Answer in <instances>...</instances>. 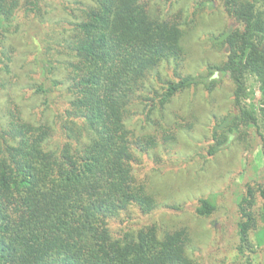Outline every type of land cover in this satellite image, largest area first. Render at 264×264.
Masks as SVG:
<instances>
[{"label":"trees","instance_id":"1","mask_svg":"<svg viewBox=\"0 0 264 264\" xmlns=\"http://www.w3.org/2000/svg\"><path fill=\"white\" fill-rule=\"evenodd\" d=\"M258 1L224 0L240 27L214 38L226 59L192 75L182 72L184 23L160 0H0V72L12 73L6 32L20 15L23 25L44 31L32 94L20 100L18 84L8 80L11 90L0 103V264H203L187 227L115 224L131 220L134 208L148 216L161 205L145 166H135L137 152L167 145L179 124L156 121L147 130L153 111L193 86L214 91L221 73L234 84L239 111L218 122L209 153L244 140L243 129L258 124L245 104L249 74L264 97ZM216 209L214 199L201 198L196 211L210 217ZM239 211L237 258L254 264L252 232L264 245V185H248Z\"/></svg>","mask_w":264,"mask_h":264},{"label":"rangeland","instance_id":"2","mask_svg":"<svg viewBox=\"0 0 264 264\" xmlns=\"http://www.w3.org/2000/svg\"><path fill=\"white\" fill-rule=\"evenodd\" d=\"M55 1L58 4L61 0ZM160 1L169 11L167 15L180 14L184 23L183 44L187 55L183 73L206 74L208 65L226 59V49L215 44L214 38L225 30L240 27V23L226 11L224 0ZM262 4L264 1L259 0L258 6ZM17 23L21 24L20 29ZM23 24L20 15L6 32V49L14 51L15 61L12 73L0 72V80L5 82L0 87V103L6 101L11 90L8 80L18 84L16 96L23 101L32 94L29 87L38 81L35 49L40 47L43 38V33L38 32L44 31L35 29L34 24ZM163 74L170 77L173 70L163 69ZM214 78L220 81L214 91L208 92L202 84L193 86L178 94L162 111H153L147 130L153 131L156 121L167 128L176 122L179 124L175 139L167 145L162 143L146 156L137 152L135 166H145L149 189L161 205L148 216L134 208L132 219L124 223V217L115 227L127 224L140 227L155 221L170 228L187 227L193 238L191 250L203 264H242L237 258L242 219L239 202L248 185H264V97L259 80L249 74L245 104L256 111L258 124L243 129L247 132L244 140L227 142L211 155L209 150L217 143L214 135L218 122L239 111L230 76L218 73ZM201 198L216 202L217 209L212 216L197 213ZM252 240L257 248L252 255L254 264H264V245L260 244L256 232H252Z\"/></svg>","mask_w":264,"mask_h":264}]
</instances>
